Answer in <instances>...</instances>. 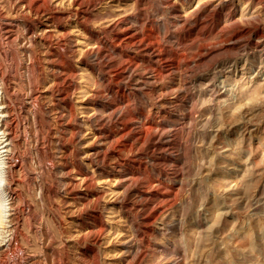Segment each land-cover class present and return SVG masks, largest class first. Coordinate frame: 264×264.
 <instances>
[{"label": "rangeland", "instance_id": "rangeland-1", "mask_svg": "<svg viewBox=\"0 0 264 264\" xmlns=\"http://www.w3.org/2000/svg\"><path fill=\"white\" fill-rule=\"evenodd\" d=\"M195 5L196 1L187 10ZM149 7L153 11L151 15H148L149 11H146L147 15L144 17L155 21V29L152 33L165 40L167 43L165 44L171 45L175 50L183 47L177 45V40L187 39L186 54L190 56V62L182 70L183 77L175 76L172 80V76L165 74V80L164 78L157 81L147 79L136 91L134 98L133 95L129 96V98L132 97L130 98L132 102H129L128 109L133 112L143 110L146 114H155L154 116L159 119L161 114L158 111L161 110V103L166 110L172 111L177 117H182V113H185L184 109L191 104L190 100L184 97L185 84L188 82L187 89L190 88L189 90L197 99L196 104H193L194 114L198 117L195 118L201 117L199 120L203 123L209 118L205 132L200 128V126L203 127L202 121L195 120L196 122L185 123V125L183 121L181 125L185 129L183 128L178 138L181 145L169 152L183 158L184 188L181 190L178 203L166 217L160 220L168 228L167 232L164 235L149 236L152 243L150 251L145 257L136 259L134 262L131 260L132 254L126 252L122 237L114 238L111 242L107 239L104 244L94 246L90 236H84V231L81 233V222L86 223L90 220L92 224L91 220L93 221L95 214L97 216L100 212V207L93 199L95 196L92 190L87 191L88 199L83 200L77 196L78 192L85 191L84 186H78L79 184L76 183L77 188L72 187L69 184L67 172L70 167L68 169L64 167L65 163L75 166L79 160L78 153L80 154L82 149H89L91 146L88 144L92 139L88 134L84 138V144H79L77 136L70 129L67 110L63 111L55 105L53 98L45 91V95L37 97V105L33 109L35 112L28 115L17 146L15 156L19 166L14 175L17 180L18 198L13 202L11 197L5 196L8 194L7 190L3 193L5 203L9 204L8 207L6 206L8 209L5 214L10 213L11 205L19 206L17 208L22 213H19V233H16V238L12 241L14 248L0 255L2 264H93V248H97L100 264H169L173 260H177V264H264V84H261L254 95H241L238 88H233L240 99L231 106L214 105L215 111H213L214 108L213 110L210 107L203 108L199 99L203 94L200 82H206L205 78H210L214 71L219 72L221 68H227L229 64L245 54V51L248 53L252 51L253 46L258 44L260 47L264 42V10L246 5L244 0L237 3L235 11L237 24L236 27H232L234 30L232 32L227 30L221 34L223 36L217 35L218 37L211 34L208 49L198 51L195 46L201 42L194 41V37H187L189 27H183L179 22H176V25L170 24L173 19L166 16L168 6L162 0H145L142 8ZM61 8L67 11L70 6L64 3ZM20 9L19 0H0V11L4 14L3 21L9 20L14 24L17 23L16 25L19 24L17 27L19 29H15L18 40L13 38L5 44L3 41L5 30L0 27V44L5 45L9 50L8 56L0 54V65L10 77L22 82L21 92L26 93L24 97L28 100L31 96L29 91L33 86V78L32 74H28L26 66L33 59L34 54L41 56L42 46L39 40H36L34 44L27 41L25 22L32 21L33 18ZM248 9L251 10L250 13L247 12ZM130 11L135 12L133 8ZM184 13L183 11L182 14ZM99 23V20L95 18L91 24L99 25ZM169 35L170 41L167 38ZM84 37V33L76 35L78 39ZM172 41L175 43L171 44ZM77 55L79 56L80 52ZM241 63L243 64V61L239 63V69L235 74L229 70V67L221 70L218 73V79L225 78L226 84L231 86L236 84L235 81L241 76V84L249 82L256 70L252 69L249 63L246 64L247 69H241ZM112 74L109 82L116 91L120 78L117 79V76ZM128 74L129 72L124 75L125 80L123 79L122 83L131 87V83H135L136 80L127 79ZM34 75L36 76L34 82L39 86L40 91H44L50 84L51 71L34 70ZM263 78L264 75L254 77V82L259 80L263 83ZM167 79L170 80L167 81ZM176 96L177 99L173 100ZM165 97L172 100L163 101ZM197 110H201L202 112L199 111L201 114L196 112ZM37 112L42 115V120L36 119ZM113 121L106 123L107 130L116 131L122 128L120 125H114ZM244 124L255 125V140H250L249 134L243 131ZM43 139L44 144H42ZM137 142H134L132 147L128 146L121 151L127 161L133 160L136 154L146 149L145 144ZM112 158L114 156L107 153L105 163H113ZM146 167L147 174L151 173L150 177L153 179L158 177L166 181V178L153 172L150 164ZM4 182L5 179L1 182V188L6 186ZM133 199L130 194L129 202ZM110 203L112 202L107 204ZM31 212L37 215V219L30 216ZM6 217L8 218H4L6 220L3 221V226H0V232L2 231L0 238L2 240L5 238L4 241L10 237V232H7L10 230L6 227L8 223L6 221L10 219L9 214ZM118 221L121 229H127L128 223L120 222L125 221L124 218ZM165 244L171 245L174 252L158 251L157 246Z\"/></svg>", "mask_w": 264, "mask_h": 264}, {"label": "bare ground", "instance_id": "bare-ground-1", "mask_svg": "<svg viewBox=\"0 0 264 264\" xmlns=\"http://www.w3.org/2000/svg\"><path fill=\"white\" fill-rule=\"evenodd\" d=\"M162 1L168 6L166 16L173 19L170 24L176 25V22H179L182 23L181 26L189 27L187 37H194V41L201 42L197 43L198 45L195 47L198 51H202L208 49V40L211 34L217 36L224 34L227 30H231V32L234 30L232 27H236L237 24L236 6L243 0ZM194 1H196V5L187 10L189 6L191 8ZM244 1L246 5L254 6L261 11L264 10V0ZM64 3H68L69 10L65 11L61 8ZM19 4L21 5L20 10L27 12L33 18L32 21L25 22L27 41L34 44L36 40H39L42 54L41 56L34 54L33 59L26 66L28 74H32L33 78V86L29 91L31 96L28 100L24 97L26 93L21 92L22 82L10 77L0 65V226H3L2 223L6 220L4 218H8L7 214L10 218L6 221L7 224L4 222L10 230L7 231L10 232V237L7 241H4L5 238L3 240L0 238V255L14 248L12 241L16 238V233H19V213L21 212L17 208L19 206L15 207L16 205L10 204V213L5 214L9 204L5 203L3 193L7 190L8 194L5 193V196L11 197L13 202L18 198L17 180L14 175L19 166L16 160L17 156H15L17 146L28 115L35 112L33 109L37 105V97L45 95L46 91L53 98L55 105H58L63 111L67 110L70 129L74 131L79 144H84V138L88 134L92 139L88 144L91 147L82 149L83 151L78 153L79 160L75 166L72 165L74 169L72 170V166L66 165V163L64 167L66 169L70 167L67 172L69 184L72 187L77 186L76 183L79 184L78 186H84L85 191L78 192L77 196L83 200L88 199L87 191L92 190L95 196L93 199L100 207V212L97 216L95 214L93 221L91 220L92 224L90 220L86 223L81 222V233L84 231V236H90L94 246L104 244L107 239L111 242L114 238L122 237L126 252L132 254L131 260L134 262L136 259H142L152 247L149 236L164 235L167 232L168 228L160 220L175 207L179 201L181 190L184 188L183 158L172 152L169 153L170 150L181 145V142L178 141L184 128L181 123L183 121V125L194 123L195 120L200 121L201 117L197 119L198 117L194 114L193 104L197 99L194 93L189 90L190 88L187 89L188 82L185 84L183 81L186 86L184 97H187L191 104L190 107L184 109L185 113H182V117H177L172 111L166 110L164 104L161 106V103V110L158 111L161 114L159 119L154 116L155 114H146L143 110H138L139 108L138 111L133 112L128 109L130 98H132L129 96L133 95L134 98L136 91L147 79L161 80L165 74L172 76V80L175 76L183 77L182 72L184 71L182 70L190 62V56L186 54L187 39L177 40V45L183 47L179 48L180 50H175L171 45L167 46L165 40L155 36L152 33V30L155 29V21L144 17L148 11V15H151L153 11L151 7L142 8L145 0H19ZM131 8L135 12H131ZM183 11L184 14H182ZM247 12L250 13L251 10L248 9ZM252 13L254 14V10ZM3 15L0 11V27L5 30L4 40L2 39L4 44L13 38L18 40L15 29L19 24L16 25L17 23L14 24L9 20L3 21ZM95 18L99 20V25L91 24ZM80 33L85 34L83 39L76 38V35ZM170 35L167 37L168 41L171 39ZM173 42L169 43L173 44ZM260 47L261 49H259ZM260 47L257 44L252 47V51L248 53L245 51L246 53L238 60L229 64V70L235 74L239 69V63L243 61L241 69H247L246 64L249 63L252 69L256 70L254 77L264 75V42ZM8 53L9 50L5 45L0 44V54L8 56ZM227 68H221L219 72ZM43 69L51 71L52 77L45 90L40 91L39 86L34 82L36 76H33V73L34 70L40 72ZM193 69L196 70L195 67ZM128 72L127 79L134 78L136 80H134L135 83H131V87L122 83L124 75ZM219 72L214 71L210 78H205L206 82L203 80L200 82L203 94L199 99L203 108L210 107L213 110L214 105L217 107L231 106L240 99L234 89L238 88L241 95H254L261 84H264L259 80L254 82V77L250 78L249 82L241 84V76L235 81L236 84L231 86L226 84L225 78L218 79ZM112 73L117 76V79L120 78L118 79L120 82L117 81L116 91L109 82ZM169 80L167 79V81ZM230 95L232 97H229ZM176 99L177 96L173 98V100ZM171 100L172 98L165 97L163 101L170 102ZM252 106L254 105L252 104ZM35 116L38 121L42 120L40 112H37ZM112 121L114 125H120L122 128L116 131L107 130L106 123ZM208 121L209 118L205 119L204 123L201 122L203 127L200 126V128L203 131H206ZM243 131L249 134L250 140H255L254 124H244ZM136 141L145 144L146 149L142 147L144 149L142 152L136 154L133 160L128 159L131 161H127L121 151L128 146L132 147ZM44 143L43 139L42 144ZM107 153L114 156L113 163H105L104 159ZM147 164L152 166L153 172H156L157 175L166 178V181L158 177L157 179L150 177L151 173L147 174ZM3 179L6 183L5 189L1 188ZM105 183L107 184L104 185ZM130 194L134 199L129 202ZM108 202L112 203L107 204ZM125 208L127 210H124ZM22 211H24L23 208ZM30 216L37 219L35 213L31 212ZM117 217L121 220L124 218L125 221L120 222H127V229H121ZM157 247L158 251L174 252L169 244ZM93 249L92 263L100 264L97 248ZM31 252L33 253L32 250ZM177 263V260H173L169 264ZM0 264H2L1 260Z\"/></svg>", "mask_w": 264, "mask_h": 264}]
</instances>
